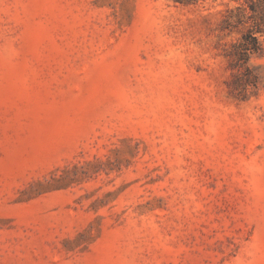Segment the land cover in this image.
I'll use <instances>...</instances> for the list:
<instances>
[{
  "label": "rangeland",
  "instance_id": "374dc122",
  "mask_svg": "<svg viewBox=\"0 0 264 264\" xmlns=\"http://www.w3.org/2000/svg\"><path fill=\"white\" fill-rule=\"evenodd\" d=\"M251 14L0 0V264H264Z\"/></svg>",
  "mask_w": 264,
  "mask_h": 264
},
{
  "label": "trees",
  "instance_id": "16d2710c",
  "mask_svg": "<svg viewBox=\"0 0 264 264\" xmlns=\"http://www.w3.org/2000/svg\"><path fill=\"white\" fill-rule=\"evenodd\" d=\"M181 2H189L192 0H179ZM242 1V0H236ZM244 2L248 3L249 8L252 11V14L249 17H259L260 19H264V0H244ZM238 8L242 10V8L246 9L244 5H238ZM244 9V10H245ZM242 18L239 16L238 23H242ZM257 32H261L264 34V27L258 26L254 28H249L245 33L242 35V39L236 47V54L239 56V59H247L248 54L259 50L262 47V40L260 36L256 34Z\"/></svg>",
  "mask_w": 264,
  "mask_h": 264
}]
</instances>
